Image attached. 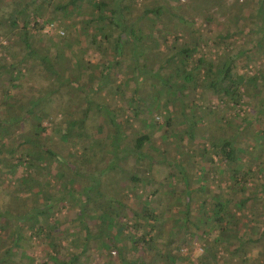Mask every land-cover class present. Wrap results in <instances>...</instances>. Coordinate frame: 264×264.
Returning <instances> with one entry per match:
<instances>
[{
    "label": "trees",
    "instance_id": "trees-1",
    "mask_svg": "<svg viewBox=\"0 0 264 264\" xmlns=\"http://www.w3.org/2000/svg\"><path fill=\"white\" fill-rule=\"evenodd\" d=\"M54 1L0 0V36L8 42L2 49L12 58V62H3L6 56L0 57V81L5 72L14 82L22 78L24 67H28L27 71L39 67L47 82L39 96L26 101H15L17 95H8V87L0 84V105L5 100L6 104L18 103L19 108L12 117L0 111V181L13 182L7 192L13 199L8 204L0 203V264H15L12 255L27 237L43 240L47 257L41 264H82L87 246L99 239L102 248L114 249L117 255L105 264H264V180H254L257 174L264 173V101L252 131L242 125L249 126L251 122L235 124L236 120L218 117L216 110H210L207 114L213 115L219 128L213 133L203 132L208 137L203 142L199 138L204 122L202 110L196 112L195 104L187 98L191 90L203 88L208 97H219L230 111L249 100L245 82L255 86L263 81L262 74L247 76L238 74L237 69L254 66L257 59L251 52L264 50V0H250L251 7L239 0H191L189 18L179 15L180 0H57L52 6ZM239 7L251 15L248 27L240 29L245 49L227 53L224 59L213 58L210 51L205 54L200 37L198 41L191 39L196 31L188 25L190 20L199 17L216 21L222 14L229 18ZM76 17H80L76 44L80 46V38L85 37L82 56H76L71 34L39 45L46 35L44 27ZM73 25L71 21L64 24L67 34L75 31ZM248 35L252 38L248 39ZM229 36L227 32L226 38ZM109 44L111 60L91 68L83 57L85 49L107 55ZM233 45L228 41L229 47ZM129 65L126 81L114 86L111 69L120 73ZM129 82L133 88L126 102L131 118L141 122L136 126L132 145L123 123L116 119L118 109L107 107L100 95L114 86L112 93L123 97ZM141 88L150 102L144 100ZM67 95L80 96L75 104L80 112L75 109L68 113L69 117L67 111L62 112L67 117L53 129L58 133L62 153L56 151L57 145L43 143L51 139L45 136L39 112L53 97ZM259 96L264 98V83ZM154 112L157 118L152 116ZM96 121L99 125L89 135L88 127ZM152 128L161 129L163 141L168 146L175 145L180 149L178 154L190 159L184 162L173 158L168 148L157 149V160L143 152L144 146L151 143L147 129ZM184 143L192 148L187 153H183ZM105 154L109 155L105 170L99 174L87 172V167L97 166ZM247 155L252 160L248 163ZM130 157L137 162L147 159L148 172L153 163L167 168L166 177L158 184L160 190L154 192L157 197L145 195L139 209L120 199V183L129 180L138 188L145 182L147 192L153 179L150 175L143 180L139 171L122 168L120 162ZM54 164L57 184L67 172L72 178L65 181L63 189L51 194L45 187L52 183L44 181V174ZM107 174L112 183L104 187L102 176ZM58 204L76 208L75 224L79 229L74 233H69V225L52 213ZM128 210L132 214L131 227L124 222ZM95 211L98 214L94 217ZM56 212L60 214V209ZM49 218L53 223H48ZM94 219L97 225L90 222ZM59 226L64 237L54 236L56 231L62 233ZM127 230L128 234H124ZM111 231L114 233L109 235ZM210 234L213 237L205 240L198 257L180 254L183 247L192 249V237L198 241ZM125 236L127 255L114 245ZM68 237V245L76 247L77 243L81 251L61 259L58 253L65 249L61 239ZM254 248L259 249L257 256L247 253ZM147 255L157 259L149 261ZM30 261L21 259L20 264H31Z\"/></svg>",
    "mask_w": 264,
    "mask_h": 264
},
{
    "label": "rangeland",
    "instance_id": "rangeland-1",
    "mask_svg": "<svg viewBox=\"0 0 264 264\" xmlns=\"http://www.w3.org/2000/svg\"><path fill=\"white\" fill-rule=\"evenodd\" d=\"M58 1L55 0L54 3H52L51 5L55 6L56 2ZM239 1H243L245 6L247 7H251V5H249L250 0H239ZM179 3H180V7H178L179 15L181 17L189 18L191 0H180ZM250 17L251 15L247 12H243L241 7L235 10L229 18L227 16H224L223 14L218 15L216 21L207 20V19H203L199 17H193V20H190V22L188 23V25L191 26L193 29H195L194 31H196L195 35H193L191 39L198 41L197 39L198 37H200L199 39L200 48L202 49V51L204 50L205 54H208V51H210V54L212 55L213 58L221 57L222 59H224L227 53H237L238 51H242L243 49H245L246 45L244 44V41H243L244 39L243 34L240 35V29L248 27L249 25L248 20L250 19ZM62 21L63 23L59 21L57 22L56 20L55 22L56 26L50 25L49 28L44 27L42 31L46 35L43 41L41 42V44L39 45H43L47 41L54 43L52 39L54 38L59 39V37H67L68 35L71 34L72 42L75 43L74 50L75 51L77 50L76 56L77 57L82 56L81 50H84L83 40L85 39V37L80 38L82 40V44L80 46L79 44L78 45L76 44V42L79 41V38L76 32H77L78 25L80 22V17L70 18V19L62 20ZM68 21L73 22L74 23L73 26L75 28V31L74 30L70 31L69 34H67L68 30H65L64 28V24L68 23ZM220 24L221 26L219 27ZM177 28L179 29L178 26ZM227 32H229L230 34L228 38H226ZM222 36L224 38H222ZM246 37H248V39L252 38V36L250 35ZM218 38H221V40H217ZM254 39H257V37L255 36ZM228 41H232L234 45L232 47H229ZM7 43H8L7 38L4 36H0V57L6 56L5 58H3L4 59L3 62H12V58L6 54V51L4 49H2V46H4ZM48 46L46 45V47ZM106 49H107L106 50L107 55H100L99 53L93 51L91 48L85 49L84 55H83L84 60L88 61L90 67L93 66L91 68H94L98 64L104 65L111 60V49H112L111 45L109 44ZM11 51H12V48L10 49V52ZM250 55L251 56L254 55L255 58L257 59L254 66L253 64L252 65L249 64L247 68H244L242 70L237 69V73L238 74L245 73L247 76H252L254 74L259 73V74H262L261 77H262V80L264 81V50H257L256 52H251ZM99 67H98V72L100 71ZM154 67H155L154 69H156V65ZM27 68L28 67H24V69H21L22 70L21 74L23 75L22 78H19L18 80L14 82L10 81V75L7 74V72H5L1 77L0 84H2V87L3 88L6 87V89L8 87L7 94L10 96L17 95V97H15L14 99L15 101H18L20 99L22 101H26L31 96H39L43 88L46 87L47 82L41 76L42 75L40 72L41 69L39 67H38L39 70L37 68L30 67V69L27 71ZM98 72L96 71L95 74L97 75ZM129 72H130V65L127 67L126 66L122 67L120 70V73L116 70V68L111 69L110 75H111V78H113L112 81L115 82L113 85L115 86V85H119L121 82H125L127 77L129 76ZM15 73H18V71L16 70ZM263 81H259L258 84L256 83L255 86L251 84L249 81L245 82V85H246L245 93H246L247 98H249V100L241 101L240 104L236 105L234 107V110H231V111L223 106L219 97L215 95H213L212 97H208L207 92L205 93L203 88H197L196 90H191L190 94L187 95V98L191 99L192 103L195 104L194 109L196 110V112L199 111L198 109H201L202 111H200V113L202 116H204V119H202L204 122L203 123L201 122L203 126L201 127L202 136H199L200 141L206 142L205 140L208 137L203 135L205 132L213 133V132H216V130H218L219 128L213 115L207 114L210 110H216V112H218L217 114L218 117H223L224 119H227L229 121H233V119L236 120L237 122H235V124L240 121L243 123V120H246L247 122H251L249 126L248 124H245V123L242 124V125H247V129L251 131L252 129H254V127H257L255 126L257 124L256 122H254V119L257 118L258 114L262 112V103L264 101V98H262L259 95H260V89L262 88L263 83H264ZM128 85L129 86H126V89L124 90L123 97H121L119 94L112 93L114 91V86H112L111 90L107 92H103L100 95H101V99L104 101L107 107H109L110 109H114V108L118 109L116 113L117 115L116 119L119 120L121 123H123V130L127 131L128 136L130 138L129 140L131 141L130 144L132 145L134 142V139L136 138V135H135L136 126H138L139 123L141 122L137 120H133L131 118L132 113H131V109L129 108L126 102V98L129 97L130 95L131 89L133 88V83L129 82ZM2 87H1V90L3 89ZM144 90L145 89L141 88L140 93L144 97L145 101L150 102L151 100L149 96L146 95V92ZM61 95H63V93H61ZM79 97H80L79 95L76 97H74L73 95H67L66 97L60 96L61 99L57 97H53L50 100L49 105L44 106L43 109L39 112V115L42 118L41 126L45 127V130H44L45 136L51 139L50 141L43 140V143H47L52 146L57 145L56 151L58 150L64 153L61 149V143L58 141V133L53 132V129L57 128V125L61 119L67 117V115L68 117L70 116L68 114L69 112H72L75 109L77 112H80L79 110H77L78 107L77 106H76L77 108L75 107V104L80 101ZM1 110H4L8 116L12 117L14 113L19 110L18 103L16 105L15 104L11 105V104H6V101L3 100L1 101V105H0V111ZM65 111H67V115L63 116L62 112H65ZM156 115H157V112L152 113V116L156 117ZM175 115L178 116L177 113H175ZM177 120L180 121V118H177ZM97 125L99 124L96 121L90 127H88L89 135L91 134L93 135V133L96 130ZM229 127L233 128L234 130L236 129L235 126H229ZM16 129L19 131V128H16ZM147 131L150 133L151 143L149 145L147 144L146 146H144L142 150L143 152L150 154L154 160L158 159L157 149L159 147L168 148L173 158L179 159L184 162H187V160L190 159L188 156H184L185 154H178L177 151L180 152V149L177 150V147L175 145L168 146L166 144V141H163L161 129L159 130L156 128H152L150 130L147 129ZM230 131H233V130L229 129V132ZM201 132L198 134L201 135ZM105 134H106V130H103L102 136L104 137ZM168 141L170 140H167V142ZM171 141L174 143L179 142L178 139L176 140L173 139ZM182 145H183L182 146L183 153H187L190 151V149H192L189 144L184 143ZM18 152H20V150H18ZM245 158H246L245 162L247 163L248 161H252L251 158H249V155L245 156ZM70 160L71 158H68V161ZM108 161H109V155L105 154V159L103 161L98 160L97 166H95V164H92L91 166L87 167V172L96 171L95 174L101 173L103 169L105 170L106 163H108ZM120 165L122 168H125V170L127 171L128 170H132L134 172L139 171L143 177V180H145V178L147 179L148 176L150 175L153 179V182L150 185V188L147 192L146 190H144L145 189L144 187L146 184L145 182L141 184V186L143 187L139 186L138 188L133 187L132 183L129 180H127L126 183H123V182L120 183L121 188L123 189L120 194V199L127 206L132 207L133 205V207H135L136 209H139L141 207V204L144 203L145 195L148 194L150 196H153L155 191L160 190V187L158 184L159 182L164 180V178L167 175V171H166L167 168L165 167V165H161L159 163L151 164V170L148 172L147 169L149 167V161L145 158H142V160L137 162L135 161L134 157H130V158H127L126 160L123 159V161L120 162ZM56 173H57V167L54 164L51 170L47 172L46 174H44V181L50 180L52 183L51 187H48V185L45 187V189L51 194H53L58 189H63L62 187H65L66 185L65 181L72 178L71 175L67 172L66 176L63 177L62 180L59 179L60 182H58L57 184L56 183V179H57ZM124 173L125 175H127L126 172ZM107 177H109L108 174L105 177L102 176V179L104 181V187L107 186V184L112 183L110 179H107ZM117 178L118 180L121 179L119 177ZM259 179L264 180V173L257 174L254 180L257 182ZM190 180H191V177H189V181ZM34 184H37L36 180ZM76 184H74L75 185L74 187L77 189H80L81 185H76ZM11 185H13V182L9 179H5V180L2 179L0 181V203L8 204L10 203L9 200L13 199L11 195L7 194V192L10 190ZM153 197H157V194ZM40 199L42 198L40 197ZM65 199L70 201V199H67V197ZM66 200H64L63 202L67 204H71L70 202H66ZM89 207H92V206H89ZM56 209H60V214L56 212ZM98 211L92 212V215L95 217L98 214ZM52 213L56 215L55 216L56 218L61 219L62 220L61 222L63 224L66 223L67 225H69L70 227L68 228L69 233H72V232L74 233V231L79 229L78 225L75 224V223H78V222H75L76 208H71L69 205L64 206V204H58L57 206H55V208H53ZM49 222L53 223V220L49 218L48 223ZM90 222L92 223V225H97L98 223L97 219H94ZM124 222L126 223L128 227H131V224H133L132 214L130 210L127 211V216L124 219ZM167 228L168 226H166V229ZM59 229L61 230L62 233L56 231V234H54V236L55 237L58 236V238L64 237L63 236L64 232L62 230L63 228L59 226ZM126 229H129V228H126ZM113 233L114 231L108 232L109 235L110 234L112 235ZM124 234H128V230L125 231ZM211 237H213V234H210V237L208 236L201 237V239H199L198 241H197L198 238L192 237V241H193L192 249H189V246L183 247V249L180 250V254L183 257H189L191 259L198 257L201 253L200 248L204 245V243H206L205 240L209 241ZM25 239L26 241H22L20 244V248L18 250H15L14 255H12V260L14 261V263L20 264L21 259H27V258L31 260L30 261L31 264L43 263L47 257V253L43 248V246H45L43 240L37 237H30V238L27 237ZM126 240H127L126 236L121 237L118 240H116L114 244L117 250L121 254H125V255L129 253L128 252L129 244ZM70 241H71V237H68L66 240L61 239V243L65 247L64 250H60V252L58 253L61 259H66L69 256L68 254L75 252V250L81 251V248L79 247V245H77V243H76V247H72L68 245L70 244ZM87 248L88 250L85 252V254L82 257L83 259L82 264H105L106 261H109L110 259H114V257H117L114 249L109 251V250L102 248L100 244V239L93 240L87 246ZM258 250H259L258 248H254L252 250L250 249V251L247 253L252 256H257ZM146 258L149 259V261L157 259V257L152 258L151 255H147Z\"/></svg>",
    "mask_w": 264,
    "mask_h": 264
}]
</instances>
